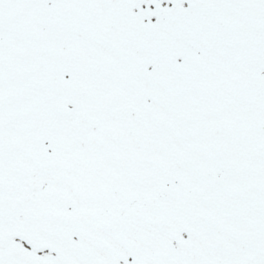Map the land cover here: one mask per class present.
Segmentation results:
<instances>
[{"label":"snow or ice","instance_id":"1","mask_svg":"<svg viewBox=\"0 0 264 264\" xmlns=\"http://www.w3.org/2000/svg\"><path fill=\"white\" fill-rule=\"evenodd\" d=\"M0 264H264V0H0Z\"/></svg>","mask_w":264,"mask_h":264}]
</instances>
